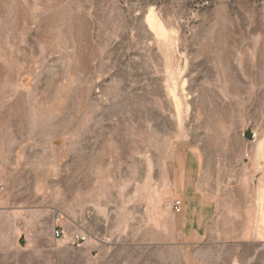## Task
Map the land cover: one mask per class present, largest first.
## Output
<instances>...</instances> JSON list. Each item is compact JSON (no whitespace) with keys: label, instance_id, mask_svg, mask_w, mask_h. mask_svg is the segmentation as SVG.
<instances>
[{"label":"rangeland","instance_id":"374dc122","mask_svg":"<svg viewBox=\"0 0 264 264\" xmlns=\"http://www.w3.org/2000/svg\"><path fill=\"white\" fill-rule=\"evenodd\" d=\"M259 183L264 0H0V264H264L226 207Z\"/></svg>","mask_w":264,"mask_h":264},{"label":"crops","instance_id":"0c3cea01","mask_svg":"<svg viewBox=\"0 0 264 264\" xmlns=\"http://www.w3.org/2000/svg\"><path fill=\"white\" fill-rule=\"evenodd\" d=\"M194 180L190 182L184 176L180 181L176 194L183 205L182 211L175 213L183 215L184 230L190 232L193 238L202 239L207 237L212 224L221 217L222 210L215 199L213 188L202 189ZM245 193L253 195V207L246 208L242 206V202L231 200L226 206L228 217L237 219L239 222L237 228L234 229L237 238L245 241L263 240L264 185L255 184L253 187L246 188Z\"/></svg>","mask_w":264,"mask_h":264},{"label":"built area","instance_id":"2783aa9c","mask_svg":"<svg viewBox=\"0 0 264 264\" xmlns=\"http://www.w3.org/2000/svg\"><path fill=\"white\" fill-rule=\"evenodd\" d=\"M3 184H0V188H2ZM172 208L175 212H181L182 211V201L180 199H175L172 203ZM57 236H60L61 232L60 230L56 231Z\"/></svg>","mask_w":264,"mask_h":264},{"label":"water","instance_id":"95a60500","mask_svg":"<svg viewBox=\"0 0 264 264\" xmlns=\"http://www.w3.org/2000/svg\"><path fill=\"white\" fill-rule=\"evenodd\" d=\"M244 135H245V137L248 138V139H253L254 136H255V133H254V131L252 130V128L249 127V128H247V129L245 130Z\"/></svg>","mask_w":264,"mask_h":264}]
</instances>
